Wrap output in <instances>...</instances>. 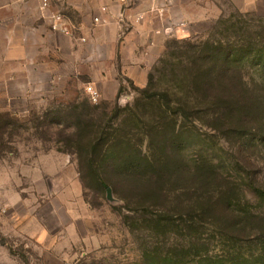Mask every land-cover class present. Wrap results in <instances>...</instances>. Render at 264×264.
<instances>
[{
	"label": "rangeland",
	"instance_id": "1",
	"mask_svg": "<svg viewBox=\"0 0 264 264\" xmlns=\"http://www.w3.org/2000/svg\"><path fill=\"white\" fill-rule=\"evenodd\" d=\"M102 1L113 17L115 0L81 6ZM56 2L76 18L82 0ZM169 2H124L136 46L114 82L70 69L38 97L0 101V264H264V0ZM205 48L239 60L228 68L247 108L224 100Z\"/></svg>",
	"mask_w": 264,
	"mask_h": 264
},
{
	"label": "crops",
	"instance_id": "2",
	"mask_svg": "<svg viewBox=\"0 0 264 264\" xmlns=\"http://www.w3.org/2000/svg\"><path fill=\"white\" fill-rule=\"evenodd\" d=\"M133 1L136 0L125 3ZM85 2H78L76 18H72L65 13L64 4H56V0H49L47 8L43 7L44 0H0V101H13L14 95L23 100L38 97L52 84L67 81L70 69L77 77L87 74L94 87L115 81L112 72L119 52L136 46L119 20L120 16H126L127 11H122L125 4L115 0L111 17L109 3L105 5L102 1L92 15L81 6ZM169 7L162 4L160 12H168ZM58 15L64 18L61 23L54 20ZM98 17L106 23L96 24ZM148 23L135 25L133 32L138 39L149 36L152 28ZM55 25L58 30H54ZM168 27L155 32L164 38L169 30L175 36L179 34L176 25L169 30Z\"/></svg>",
	"mask_w": 264,
	"mask_h": 264
},
{
	"label": "trees",
	"instance_id": "3",
	"mask_svg": "<svg viewBox=\"0 0 264 264\" xmlns=\"http://www.w3.org/2000/svg\"><path fill=\"white\" fill-rule=\"evenodd\" d=\"M209 50L205 48L202 52L199 54V59L203 62L207 60L208 56H210ZM211 60L215 62H219L223 66L222 76L219 77V80L221 83H223L228 90L224 91L223 98L224 100L227 99V101L234 103L241 108H247L251 104V100L247 99H241V91L240 85H244L243 78H240L238 75H234L232 72L229 71V66H232L233 64H239V60L237 58L233 59L232 53H227L223 51L222 54H214L210 56ZM208 62V61H207ZM205 73V72H204ZM213 77L211 76V73L209 72L208 75L204 76L201 75L197 78L195 84L198 92H203V99L198 103V108L195 110L197 114H204L206 115L204 110V105L208 106L210 105V97L208 93L210 94L211 86H213V82L211 81ZM199 82V83H197ZM212 83V84H211ZM208 95V96H207ZM223 98H220V101H223ZM228 103V102H227ZM195 108V107H194ZM242 120V115L239 114L238 116Z\"/></svg>",
	"mask_w": 264,
	"mask_h": 264
},
{
	"label": "built area",
	"instance_id": "4",
	"mask_svg": "<svg viewBox=\"0 0 264 264\" xmlns=\"http://www.w3.org/2000/svg\"><path fill=\"white\" fill-rule=\"evenodd\" d=\"M120 1H121V2H126V1H128V0H120ZM166 2H167V3H170L169 0H166ZM48 6H49V0H44V5H43V7H44V8H47ZM54 20L56 21V23H61L62 21H64V18H63V16L58 15V16H55V17H54ZM95 23H96V24H105L106 22H105V20H103L102 18L98 17V18L95 19ZM54 30H58V25H55V26H54ZM64 32H67V31H64ZM88 93L91 94L93 100H95V101L97 100V98H98V93H97L95 90H93V88H89V89H88Z\"/></svg>",
	"mask_w": 264,
	"mask_h": 264
},
{
	"label": "water",
	"instance_id": "5",
	"mask_svg": "<svg viewBox=\"0 0 264 264\" xmlns=\"http://www.w3.org/2000/svg\"><path fill=\"white\" fill-rule=\"evenodd\" d=\"M108 198L112 200L111 189L110 188H108Z\"/></svg>",
	"mask_w": 264,
	"mask_h": 264
}]
</instances>
